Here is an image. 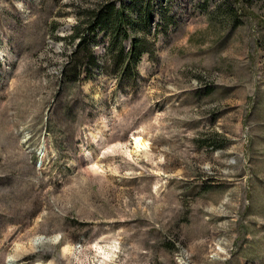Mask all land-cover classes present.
I'll use <instances>...</instances> for the list:
<instances>
[{"label":"rangeland","instance_id":"obj_1","mask_svg":"<svg viewBox=\"0 0 264 264\" xmlns=\"http://www.w3.org/2000/svg\"><path fill=\"white\" fill-rule=\"evenodd\" d=\"M120 1L0 0V264H264V0H143L123 74Z\"/></svg>","mask_w":264,"mask_h":264},{"label":"trees","instance_id":"obj_2","mask_svg":"<svg viewBox=\"0 0 264 264\" xmlns=\"http://www.w3.org/2000/svg\"><path fill=\"white\" fill-rule=\"evenodd\" d=\"M142 3L143 0H127V3L120 1L118 6L111 2L94 9L90 14L91 18L87 26L90 35L85 37L84 35H80V33H76L71 36L73 39L78 38L76 45L77 52H85L90 58L89 64L98 67V59L90 47V41H95V31H105L110 36L109 51L112 57L122 63V67L119 69L120 73H125L130 67L135 68L141 56L148 51L144 38L134 35L130 36L129 34L131 30L136 29V23L144 14ZM144 6L146 9L147 5L144 4ZM133 12H136L135 14L139 17L138 19L132 16ZM129 37L130 46L126 50L123 41ZM68 64V67H73L75 70L79 66L74 62H68Z\"/></svg>","mask_w":264,"mask_h":264},{"label":"bare ground","instance_id":"obj_3","mask_svg":"<svg viewBox=\"0 0 264 264\" xmlns=\"http://www.w3.org/2000/svg\"><path fill=\"white\" fill-rule=\"evenodd\" d=\"M131 140V139H130ZM131 144L133 145V149H132V151L134 152V153H140V152H145V153H149V151H150V147H149V145H148V143L146 142V141H144L140 136H133L132 137V142H131ZM132 152V153H133ZM128 153H130V152H128ZM131 153V154H132ZM93 168V170H94V172H97V170L100 168H98V166H95V167H92ZM94 172H87V174H92V173H94ZM99 248V247H98Z\"/></svg>","mask_w":264,"mask_h":264}]
</instances>
